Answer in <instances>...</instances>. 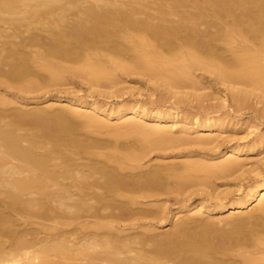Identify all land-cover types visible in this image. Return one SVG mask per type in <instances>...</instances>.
<instances>
[{"label":"bare ground","instance_id":"1","mask_svg":"<svg viewBox=\"0 0 264 264\" xmlns=\"http://www.w3.org/2000/svg\"><path fill=\"white\" fill-rule=\"evenodd\" d=\"M44 40L48 44L42 52L27 50V45ZM172 51L177 55L173 59L164 54ZM122 52L132 54H128L130 63L120 58ZM180 58H184L182 68L177 65ZM196 69L214 75L225 91L233 93L236 106L245 103L249 94L255 96L254 90L247 95L239 84L259 85L257 95L264 102V0H0V74L8 72L10 79L23 81L14 85L18 91L64 87L60 72L88 82L91 93L117 84L118 71L183 85ZM41 71L49 78L45 86L30 79ZM204 97L208 98L198 96V101L202 103ZM176 98L173 105L178 108L183 102ZM217 99L225 108V96ZM9 106H15L11 115ZM25 106L0 96V264H264V175L227 208H209L206 199L213 195L203 192L205 197L193 203L199 210L185 216L183 208H187H178L176 225L171 224L173 229L164 235L155 234L152 224L137 223L164 218L162 206L154 211L134 208L169 193V180L183 189L186 181L200 174L210 179L245 173L244 162L231 157L245 156L248 150L230 145L226 135L222 138L225 125L218 119L202 121L178 109L165 113L139 104L109 109L82 96L41 102L32 111L37 114L34 120H29ZM55 106L64 113L45 122L44 115ZM68 118L81 119L82 128L96 135L104 130L114 131V138L136 134L140 145L132 149L117 139H80V131L70 126ZM114 123L132 132L123 135L112 128ZM166 124L179 127L178 135L184 138H167L168 130L160 128ZM189 130L215 137L191 140ZM172 143L214 144V158L227 159L143 170L147 164L142 161L151 150H166ZM191 195L178 202L185 203ZM29 214H43L49 224L34 223ZM217 222L240 233L233 232L235 238L221 233L216 238Z\"/></svg>","mask_w":264,"mask_h":264},{"label":"rangeland","instance_id":"2","mask_svg":"<svg viewBox=\"0 0 264 264\" xmlns=\"http://www.w3.org/2000/svg\"><path fill=\"white\" fill-rule=\"evenodd\" d=\"M23 36H25V34ZM46 41L47 40H44L43 44H39L40 46L37 44H35V46L34 45H32V46L27 45L28 46L27 50H30V51H35V50L39 51L41 49L43 50L46 47V45L48 44V41L47 42ZM33 47H34V49H32ZM37 48H39V49H37ZM42 50H41V52H42ZM172 52H174V51H172ZM120 54L124 56L125 53L122 52ZM128 54H131V53H128ZM128 54L124 57L120 56V58H122V60L123 59L126 60V61H124L126 63H130L129 60L130 59L132 60V58H128L129 57ZM164 54L166 55V57L167 56L170 57L172 55L171 56L172 59H173V56H175V57L177 56L176 52H174V53L165 52ZM116 56H118V54ZM130 57H132V54L130 55ZM178 58L179 57H177V60H178ZM180 60H181V58H180ZM183 60H184V58H182V60L179 62L180 64L176 61L173 63H178L177 64L178 67L182 68L183 62H184ZM53 61L55 62L56 60H53ZM60 63L63 64L64 62L61 61ZM69 65H73V64H69ZM173 65L177 66L176 64H173ZM180 65H182V66H180ZM178 67H177V69H179ZM2 70H4V69H2ZM2 70H0V71H2ZM1 73H4V74H0V80H1L0 81V96H5L6 98H8L10 100L13 99L17 102L24 103L26 106L23 109L25 110V112H27L28 115L27 114L26 115L30 116L31 119L29 118V120L35 119L37 114L35 112H32V111H34V108L38 107V104H40L43 101L45 102V100H50L52 98H57V97H61V96L62 97H70V96L81 97L82 96V97H86V98L91 99V100H95L99 104H101V105H103L109 109H117V108H121V107L122 108L124 107V109H127L125 107L129 108V106L134 105V104H137V105L139 104L148 110H153V111L158 110V111L165 112V113H172V112H175L176 109H178L181 111V113H185V114L189 113L190 118H192L196 114L194 117L200 118V120H202V121L205 119H208L209 121H213V120L218 119V122H217L218 124L220 123L221 126L225 125L224 131L220 132V134H222V138H223V136L225 138V135H226V138L228 139V141L230 143L226 142V141H224V143H226V144L229 143L230 145L231 144H234V145L237 144V145H240L241 147L243 146L245 149L248 150V153L245 156L231 157L233 159H237V160L239 159L240 161L244 162V165L246 168V169L244 168L245 173L242 174L239 172L237 174L235 173L234 174L235 176L231 175L228 177L218 176L216 178H212L213 177L212 176V177H210V179L206 178V176H204L203 174L202 175L200 174V175L195 176L194 179H191V181H186L185 184H187V185L183 189L178 188V185H176L177 183L175 182V180L172 183H171L172 180H169V182L171 184V186H170V184L167 183L169 185V187H167L169 189V193H168V191L160 193L161 195L159 194V196H155L156 199L153 197V199L151 198L149 200V202L147 200H144L143 205H138L139 207L135 206V208H134L135 210L144 209V210H148V211H154L157 209L154 207H156V206L161 207L162 206L163 207L162 209L163 210L165 209L164 212H166V215H164V218L161 220L156 219L153 222V219L145 218V219L140 220L141 222H137V223H139V225H142V226H148V224H149V226H151L150 224H152L151 227H154L153 232L155 234L158 232V234L161 233L164 235L166 232H169L168 231L169 229H171V228L173 229V227L176 225L175 219L177 220V216H176L175 212L176 211L178 212V210H179L178 208H180L182 206L187 208V209L183 208V213L185 216L192 215L194 212L198 211L199 208L195 207L196 205H194V204H195V202L202 200V198L205 197V195H203V192L205 193L207 191V193H210L213 195L212 198H210L209 200L206 199V203L208 204L209 208H212V207L216 208L214 206H225V205H226L225 207L227 208L230 204H235L236 200L238 201V199H240L241 196H243L244 193L247 192V190L249 188H251L254 184L257 183L258 178L264 175V159L261 160L260 163L258 162L259 158L260 159L264 158V102H263V100L258 98L257 93L259 91H257V90H261V88L257 84L252 85L249 83H247V84L243 83L244 85H242V86H241V84H239L241 88L243 87L242 88L243 90L239 87L238 84L237 85L235 84V86L233 84V86L235 88L237 87V89H241L243 92H246L248 90H250V91L254 90L253 92L256 96L255 97L252 94V92L248 91V93L246 92L247 95L249 93H251L253 96L249 94V96H246V98H245V103H243L241 106H236V103L234 105L235 101H232V96H231V95H233L232 92H229L228 90H227L228 92L225 91V89L220 84H218V81L215 80L214 75L209 74L205 71H201V70L199 71L198 69L193 70L190 74V77L193 75L190 78L193 82L190 79L185 78L186 80H183L184 81L183 85H182V83L180 84V82H179V85H177L178 82L173 83V82H171L172 80L168 81L167 78H166V80H165V78H164V80H163V78L154 80V78H152V77H146L147 75H145L143 77V75H141V74H138V75L132 74L133 76L128 75L129 76L128 77L127 75L122 74V73H120V71H118L115 73L116 75L114 74L116 81H117V84H115L113 87H111V85H109V87L100 88L102 90L96 91V93L97 92L99 93L102 91L105 92L106 90L107 91L105 93L102 92V94H99V95L96 94L95 92H92V93H91V91L89 92V89L87 88L88 82L86 84L85 80L78 78L76 75L73 76L70 73L68 74L66 72H63L62 74L60 72V75H61L60 80H62V82L64 81V83L67 84V85H64V87L63 86H56L54 88L52 86L53 87L52 88V87L48 86L45 89L43 88V90L41 89L40 91L38 90L35 92H30V93H24V92L17 90V86L23 81L16 80L13 78L10 79L8 77V72H1ZM37 73H38V71H37ZM39 73L40 74H37L35 76L33 75L32 77H30V76H28V77H30V79L32 78L33 80L35 79V81L38 82V84L40 83V85L43 83L49 84L50 82H49V78H48L47 74L42 72V71ZM57 74L59 75V73H57ZM33 77H35V78H33ZM63 77L65 80H63ZM196 80L199 84L196 82ZM7 83H9L10 85L9 84L7 85ZM168 83H169V85H168ZM44 84H43V86H45ZM156 84L157 85L159 84V86H156ZM160 84L164 85L165 87L169 86L166 88L167 91L164 89L165 87L163 88V86H162V88H161ZM170 84H172V85H170ZM14 85H17V86L15 87ZM168 88H170L169 92L172 91L173 94L177 90L176 94H178V95H176V94L173 95L171 93H168ZM244 88L247 90H245ZM163 90H165V91H163ZM113 92H115V93H113ZM230 93H232V94H230ZM201 95L208 97V98L204 97L205 100L202 101L203 104L201 103V101L200 102L198 101L199 100L198 96L200 97ZM172 96H174V98ZM176 96L182 97L181 100L183 102V104L181 103L178 106V108H175V106H177V105H175V104L173 105V103L175 102V99H177ZM224 96L227 100V104H226L225 108H220L221 106H219V104L221 102H220V99L218 100L217 98H223ZM240 97H242V95ZM164 99H165V101H164ZM206 100H208V101H206ZM200 105L204 106V108L208 107L205 110H208L209 107H211L212 111H211V109H209L207 112L204 111L203 109L201 110L200 107H202V106H200ZM13 107H15V106H13ZM13 107H11V106L6 107V108H8L7 111L10 110L9 111V112H11L10 115L13 113V110L15 109V108L13 109ZM6 108H4V109L2 108L3 110H1V111H4L5 114L7 113V111H5ZM262 108H263V110H262ZM198 109H200L201 111L200 110L198 111ZM9 112H8V115H9ZM14 113H15V111H14ZM62 113H64L62 108L61 107L59 108V106L58 107L55 106L54 109L47 112V115H44L45 119L44 118L43 119L45 122L51 123V122L55 121V119H54L55 117L57 118ZM202 113H206V114L208 113V114L204 115ZM54 114L55 115L58 114V116H55ZM48 115L50 118H48ZM204 117H205V119H204ZM221 119H222V122L219 121ZM80 120L75 119V118H68V120H67V122L70 124V126L73 127L74 130L76 129V131H78V132L80 131L78 133V132H75L74 130H72V132L74 131L73 133L75 135H76V133L79 134V135L78 134L77 135L79 136L78 138H80V139L81 138L91 139V138L95 137V139H99V140L103 139L102 141H105V140L108 141L109 140V142H112L110 140L117 139V142L119 144L121 143L120 145H122V146L124 145V147L126 146L127 148H132V149L138 148L137 146L140 145L141 140L138 138L139 136L136 134H133V135L129 134L130 137H129V135H128V137L124 136L126 138H123V136H122V138H120V137H117V135H116L117 138H114V135H115L114 131H113L114 132L113 133L112 131L104 130L105 132L101 131L102 132L101 135H99V134L96 135L95 131H92V130L88 131L86 129H83L82 124L80 123ZM161 126H163V127H160V128H163V129L169 131V133H168V131H166L167 132L166 135L169 136L167 138H169V139L170 138L178 139L180 137L184 138L183 136H180V134L178 135L179 127H172L171 124H166V126L165 125H161ZM79 127L82 128L85 132L82 129H81L82 130L81 131L79 129ZM113 127H117L118 132H122V134L123 133L127 134L128 131L130 133L132 132L129 130V128H127L125 126L124 127H120V126L118 127L117 123L112 124V128ZM126 129H128V130L126 131ZM106 131L109 132L111 136L109 135L106 137V135L109 134ZM81 132H82V134H81ZM118 132H116V133H118ZM89 133H90V135H89ZM104 133H106V134H104ZM189 133H190L189 136L191 135L190 137L188 136L190 139H191V137H192V139L194 137L204 138V136H205V138L215 137L214 133L199 135L198 133H196L195 131H192V130H189ZM125 134H123V135H125ZM136 136H137V138H136ZM234 136H235V139H234ZM109 137H111L112 139ZM188 137L185 136V138H188ZM172 141L174 142V140H172ZM174 143H172L171 146L168 144L169 147H172V146H174V147L169 148L167 145L166 150L164 149L165 147L164 148L161 147L162 149L155 148V150L153 149L154 151L151 150V152L148 154V156L146 158H144V161H142L143 166H144V164H147L143 168V170L144 171L149 170L150 166L151 167H157V166L163 167L164 166L163 168H166L165 166L170 165L172 167H177V166L182 165L181 163H185L188 161H192V162H200L201 161V162H208V163H210L211 161L212 162L216 161V163H217L219 161L222 162L223 160L227 159V156H222V155L218 158L217 157L214 158V155L217 153V148H214V144H212V145L210 144V145H206V146H201V145L197 144L195 146L194 144L184 143V144H179L177 146L178 143H176V144H174ZM224 143H221L222 146L224 145ZM222 146L220 145L219 148H222ZM249 147H250V149H249ZM250 150H251V152H250ZM210 155H211V157H210ZM147 162H149V163H147ZM246 170H248L249 172H247ZM193 181H194V183H193ZM190 182H191V184H189ZM204 183H205V185L207 184L206 188H205ZM191 185H192V187H190ZM203 185H204V187H203ZM171 187H173V188H171ZM204 188H205V191H204ZM181 190H183V191H181ZM194 190H196V191H194ZM170 191H171V193H170ZM180 191H181V195H180ZM189 191H190V193H189ZM191 193H193V195H191L190 200L186 201L183 204H182V202H180V203L178 202V201L185 199ZM175 194H176V196H175ZM198 194H200V196ZM183 195H184V197H183ZM217 195H218V197H217ZM1 202H0V204H3ZM256 202H258V200ZM140 206H142L143 208ZM202 212H204V211H202ZM28 219L34 223L49 224V221H47V217L43 214L41 216H40V214H39V216H38V214H29ZM171 224L174 226H172ZM210 224L213 225V223H210ZM221 225L225 226V224L221 223V222L214 223L215 228L214 227L213 228L215 231L213 233H215V234H213V236L216 237V234H217L216 238H218V236L221 235V233L222 234L225 233L229 237L235 238L236 237L235 235L237 233L234 234L233 232H239L240 233V231H236L235 228L232 229L231 225L228 226L229 224H226L227 226H225V227H223ZM33 227H37V226L36 225L34 226V224H33ZM137 231H139V229ZM141 231L142 230L140 229V232ZM245 231L246 230H244V229L241 231V232H243L242 233L243 236L246 235V233H244ZM153 232H152V234H153ZM163 235L161 236V238L163 237ZM158 239H160V238H158Z\"/></svg>","mask_w":264,"mask_h":264}]
</instances>
